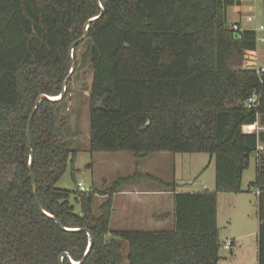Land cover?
Here are the masks:
<instances>
[{"label":"trees","instance_id":"trees-1","mask_svg":"<svg viewBox=\"0 0 264 264\" xmlns=\"http://www.w3.org/2000/svg\"><path fill=\"white\" fill-rule=\"evenodd\" d=\"M100 1L104 13L74 48L76 61L84 46L92 67L91 151L209 153L215 187L176 192L173 227L157 231L110 228L119 185L152 177L138 169L106 192L58 187L75 159L61 133L66 116L58 115L74 70L65 96L43 99L31 123L41 205L65 226L91 230L94 243L79 264H218V193L243 191V173L255 156L249 185L259 190L258 264H264V129L243 130L264 126V69L256 67L255 28L233 30L228 23L227 8L239 0ZM99 12L97 0H0V264H59L63 252L75 261L86 252V231L65 230L38 208L27 124L41 93H60L70 46ZM253 93L258 105L249 108ZM100 193L107 198L95 213ZM63 264L74 263L64 257Z\"/></svg>","mask_w":264,"mask_h":264},{"label":"rangeland","instance_id":"rangeland-1","mask_svg":"<svg viewBox=\"0 0 264 264\" xmlns=\"http://www.w3.org/2000/svg\"><path fill=\"white\" fill-rule=\"evenodd\" d=\"M248 14L255 15L252 21L246 19ZM233 19L239 20L240 16L231 13ZM244 26H256L259 23L264 24L263 6L261 3L255 5L252 10L244 9ZM263 35V34H262ZM258 45V63L264 64V41H259ZM84 46H81L76 52L75 74L70 84V94L67 101L59 109V117L62 120L65 117L66 127L63 128L62 134L66 138L71 149L75 150V159L73 164H69L64 174L59 179L57 186L61 188L76 189L81 185L86 189L94 187L101 192L110 189L119 175V164L122 160H127L132 153L129 151H91L90 149V133H89V102L88 89L92 79V67L88 57L82 52ZM169 153V152H168ZM171 153V152H170ZM169 153V154H170ZM172 156V153H171ZM209 153H176L175 177L180 179L185 177L188 180L191 174L197 170V174L193 176V180L201 179L209 183V177H213L212 169L205 171L203 167L209 161ZM255 179L254 158H252V166L246 171L243 178L245 192L243 193H222L220 198L219 209V225L220 237L225 239H236V244L231 248H225L223 241L221 242L220 255L222 257L221 264H254L256 258V237L259 229L257 214V188L249 187V181ZM79 183V186H78ZM210 189L213 185L208 184ZM213 190V189H212ZM98 195L94 210L98 211L101 203ZM103 198V197H102ZM106 198V197H105ZM103 198V199H105ZM71 201L74 203L75 210L79 211L80 207L73 197ZM110 226L113 227L112 223ZM249 233L244 239L237 240L241 233ZM239 242V243H238ZM127 242L123 241L125 249ZM238 246V247H237Z\"/></svg>","mask_w":264,"mask_h":264},{"label":"crops","instance_id":"crops-1","mask_svg":"<svg viewBox=\"0 0 264 264\" xmlns=\"http://www.w3.org/2000/svg\"><path fill=\"white\" fill-rule=\"evenodd\" d=\"M239 2H240V6L234 4V5H230L227 8V20L230 27L233 23H238L241 29L255 28L256 26L243 25L244 9L247 7L248 10H252V8L255 5H258L259 3L262 4V0H239ZM231 13L234 14L236 13L237 15H239L240 16L239 20L233 19L231 17ZM261 34L264 35V30L261 32ZM258 51L259 49L257 45L256 67L264 66V64L259 65L258 63V58H259ZM248 125L250 124L244 125L243 130L245 132H253L254 130L252 129V127H248ZM169 153L168 151H158L144 156H136L134 153H132V156H130L127 160H123V162L122 160L120 161L121 163L119 164V168L120 171L123 173L122 175H119L117 178H121V177L127 178L133 175L136 169H138L142 174L150 175L152 177L142 176L135 180H130L128 182L119 185L117 191L113 193L112 215L110 221V224L112 223L113 227L110 226L111 229L147 230V231L170 229L173 227L174 224V210H175L174 195L176 192L205 191L210 189L208 184H212L213 185L212 189H214L215 164L210 156L207 165L203 167L205 171H208L209 169H212L211 167L213 165V170H211V172L213 171V177H209V183H207L204 180L203 176L201 179L193 180L192 177L197 174V170L193 174H191L190 177H187L189 178L188 180H186L185 177H181V176L180 179L175 177L174 174H176V171L173 170L175 167L176 153L171 152L172 156L171 153L170 154ZM252 158H254V170L256 174L255 156L251 157L249 167L252 166ZM249 167L243 173V177H242L243 191L239 193H243L246 190L243 185V178ZM159 179L166 183L174 182L175 186L167 187L161 182H159ZM251 181L253 180H250L249 184ZM222 193L232 194L234 192L218 193L217 221L219 226V234H220L219 209H220V198ZM256 194H257V190H256ZM102 197L107 198V196L104 194H101V196H99L101 203L106 200V198L103 199ZM248 234L249 233L246 232L241 233L240 235H238L239 239L237 240L246 238ZM226 239L231 241L230 246H225L226 249L227 248L232 249V246L237 243L235 238L229 239L228 237H226L225 239H221V242L223 241L224 243V240ZM255 246L257 249V253L254 264H258V232H257ZM125 249L128 250L127 244ZM221 263H222V257L220 255L218 264Z\"/></svg>","mask_w":264,"mask_h":264},{"label":"water","instance_id":"water-1","mask_svg":"<svg viewBox=\"0 0 264 264\" xmlns=\"http://www.w3.org/2000/svg\"><path fill=\"white\" fill-rule=\"evenodd\" d=\"M97 4L100 8V12L99 14L95 15V16H92L91 18H89V20L85 23V29H84V34L78 38L77 40H75L71 46H70V57H71V69L69 71V73L67 74V76L64 78L63 80V83H62V86H61V91L58 95H56L57 97H54V95H49V94H46V93H41L37 100H36V104L34 106V108L32 109L31 113H30V116H29V120H28V124H27V139H28V148H29V169H30V174H31V178H32V184H33V191H34V194H35V198H36V202H37V205H38V208L39 210L45 214L46 216L52 218L55 220V222L63 229L65 230H69V231H79V230H84L87 232L88 236H89V244L87 246V249H86V252L84 254V256L82 257V259L80 261H75L70 255L68 252H63L61 255H60V260H59V264H63V258L66 257L68 258V260L74 264H79L81 263L82 261H84L86 255L89 253V251L91 250V247L94 243V236L91 232V230L86 227V226H81V227H68V226H65L54 214L50 213L49 211H47L46 209L43 208V206L41 205L38 197H37V184H36V179L34 177V174L32 172V163H33V159H34V153H33V149H32V144H31V138H30V130H31V123H32V119L34 117V114L38 108V105L40 104V102L43 100V99H48V100H51V101H58V100H61L65 94H66V91H67V84L68 82L70 81V78L75 70V60H74V48L75 46L79 43V41H81L83 38H85L87 36V31H88V28H89V25L91 22H93L94 20L98 19L99 17L102 16V14L104 13L105 11V8L103 6V4L101 3L100 0H97Z\"/></svg>","mask_w":264,"mask_h":264},{"label":"built area","instance_id":"built-area-1","mask_svg":"<svg viewBox=\"0 0 264 264\" xmlns=\"http://www.w3.org/2000/svg\"><path fill=\"white\" fill-rule=\"evenodd\" d=\"M255 18V15L250 14L247 16V20L248 21H252ZM231 28L233 30H240L241 27L238 23H233L231 25ZM256 30V39L257 42L259 41H264V35L261 34V32L264 30V24L263 23H259L258 25H256L255 27ZM264 67V66H263ZM262 67V69H264ZM247 107L249 108H255L258 105V94L257 93H253L246 101ZM248 127H252V129L255 130H259V129H264V126L260 125L258 122H255L254 124H250L248 125ZM82 189H85L84 186L81 185ZM259 193V190H257V194ZM224 245L225 246H230L231 245V241L226 239L224 240Z\"/></svg>","mask_w":264,"mask_h":264},{"label":"bare ground","instance_id":"bare-ground-1","mask_svg":"<svg viewBox=\"0 0 264 264\" xmlns=\"http://www.w3.org/2000/svg\"><path fill=\"white\" fill-rule=\"evenodd\" d=\"M54 97H57L56 95Z\"/></svg>","mask_w":264,"mask_h":264}]
</instances>
